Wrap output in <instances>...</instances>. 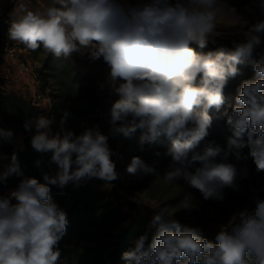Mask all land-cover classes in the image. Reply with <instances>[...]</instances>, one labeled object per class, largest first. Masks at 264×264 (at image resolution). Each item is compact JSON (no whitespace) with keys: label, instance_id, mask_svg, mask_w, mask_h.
<instances>
[{"label":"clouds","instance_id":"clouds-1","mask_svg":"<svg viewBox=\"0 0 264 264\" xmlns=\"http://www.w3.org/2000/svg\"><path fill=\"white\" fill-rule=\"evenodd\" d=\"M259 7L264 13V0ZM218 15L236 25V9L223 0H51L49 6L33 10L19 3L8 37L33 52L42 46L56 56L102 58L110 67V86L120 97L110 109L112 134L131 138L139 129L141 144L161 136L171 142L165 153L171 163L163 176L139 157L132 158L127 172L143 171L167 183L183 179L205 200H223L224 188L238 191V177L248 176L247 166L239 168L238 162L250 157L256 171H264V49L257 51L264 44V20L244 32L243 42L232 41L231 49L220 46L204 52L221 35ZM245 62L256 78L241 83L235 106L223 113L234 138L226 148L214 141L200 147L212 125L210 109L219 111L226 103L228 79ZM118 80L123 82L117 86ZM52 123L44 116L35 119L31 146L39 153L51 152L58 173L45 174L44 184L24 178L9 197L0 198V264H58L57 245L68 220L48 185L63 188L92 178L118 179L106 135L93 129L76 135L61 127V138L50 135ZM64 123L62 118L61 126ZM24 127L29 130L30 124ZM12 136L0 129V138ZM244 136L250 145L247 155L239 142ZM6 158L0 153V160ZM3 167L0 182L23 176L15 153ZM142 203L156 210L149 225L156 232L149 244L146 232L122 254L126 264H264V198L257 197L254 208L239 212L230 227L221 226L217 243L202 238L199 227L182 225L169 206ZM181 203L184 210L192 206L187 197Z\"/></svg>","mask_w":264,"mask_h":264},{"label":"trees","instance_id":"trees-1","mask_svg":"<svg viewBox=\"0 0 264 264\" xmlns=\"http://www.w3.org/2000/svg\"><path fill=\"white\" fill-rule=\"evenodd\" d=\"M5 1L6 4L0 16V54L2 53L0 61L2 58H6L5 52L2 50L3 41L10 40L8 37L9 28L6 27L9 9L19 3L25 4L24 0ZM29 10L33 9L29 8ZM232 41L242 42L238 39L216 41L215 44L209 43L203 51H215L220 46L231 49ZM21 47L27 50L38 63L33 68L40 80L39 87L43 91L48 89L53 99L54 119L50 125V135L60 134L62 138L61 127L73 131L76 135L82 134L87 129L99 130L101 134L108 137V145L113 152L111 159L115 162L116 146L120 136L112 134L110 109L120 97L117 93L110 91L111 86L108 79L110 67L102 58L92 61L87 55L82 57L78 53L65 57L45 53L42 46L35 52L19 44L18 48L21 49ZM192 47L198 52L201 51L196 45H192ZM257 51L260 50L257 49ZM2 66L0 62V68ZM238 69L239 73L228 79L223 90L226 103L219 111L214 108L209 111L212 125L208 130V136L201 142L200 147L209 141H214L222 148H226L229 138H234L223 113L232 111L241 83L256 78L250 63L240 64ZM40 112V107L32 105L26 96L14 88L0 90V129L10 130L13 133L9 140L0 138V153L7 157L0 160V173L4 171L3 166L10 162L13 153L17 155L23 172V176L13 175L0 182V198H7L8 190L14 186L18 187L24 178H35L44 184L46 183L45 174L55 177L58 173V166L51 162L52 153H39L31 146V138L36 131L34 121L39 117ZM65 113H68L66 118L64 117ZM62 118L65 119L63 126H61ZM26 123L30 124L29 130L24 127ZM117 124L119 125V122ZM17 133L21 134V147L15 146L13 143ZM141 135L142 131L138 129L131 138L123 139L122 156L130 160L133 157H139L147 166L153 167L160 173L168 166L171 159L170 156L165 155L171 142L165 136H161L155 142L145 141L141 144ZM239 142L244 145L241 149L242 153L247 155L250 150L247 136H244ZM73 170H75V165H73ZM135 174L140 183H145L150 177L155 176L145 174L143 171H137ZM105 184V181L92 178L81 181L79 185L69 182L63 188L58 185H48L53 202L67 213L68 220L66 233L57 245L61 252L58 264H126L122 259V254L134 247V242L141 235L147 232L146 245L151 242V238L156 232V228L149 230L151 216L147 213L140 214L125 210L119 203L111 199V192L119 185L111 186L110 191ZM169 186L170 184H165L163 181L151 186V190L163 204H174L179 198V193H176L179 191L167 194ZM165 193L169 197H164ZM250 195V192H246L240 196V205L227 227L238 221L240 209L249 206ZM195 212L194 210L193 213ZM177 220L182 225L199 227L202 238L217 243L215 237L218 230L203 228L200 220L191 221L183 218Z\"/></svg>","mask_w":264,"mask_h":264},{"label":"rangeland","instance_id":"rangeland-1","mask_svg":"<svg viewBox=\"0 0 264 264\" xmlns=\"http://www.w3.org/2000/svg\"><path fill=\"white\" fill-rule=\"evenodd\" d=\"M24 1L26 7H29L30 9H35L37 7H46L51 4V0ZM32 1L34 2L32 3ZM128 2L134 4L137 2V0H128ZM223 2L226 3L229 7H234L236 9V15L238 19L236 21V25H234L230 18L223 15H218L217 31L220 32L221 35L216 37V41L238 39L243 42L245 40L244 32H247L255 23L264 20V13L261 12V9L259 7V0H223ZM5 4L6 1L4 0L0 5L1 13ZM15 8L16 6H13L9 9L8 21L6 23L7 29L10 27L13 18L12 14ZM262 39H264V37H262ZM258 49H264V44H262ZM0 55H2V53ZM5 57L6 58H2V60L0 61L1 65H3L0 68L1 72L5 69L6 66H10L12 69H14L19 60L28 61L29 63L33 64V66L38 65V63L29 54V52L22 47L17 51L14 59H9L6 54ZM25 78L28 79L27 82L24 81ZM18 82L22 84H18ZM121 82L123 81L118 80L117 86ZM18 85L23 86L24 92L21 94L26 97H28L35 88L30 77L27 75H25L24 77H13L11 80H4L0 78V90H10L13 87L18 89ZM110 91L112 93L114 92L112 88L110 89ZM118 135L120 136V138L118 140L115 153V170L118 173V179L112 182H106L105 185H107L110 191L111 186L119 185L118 188H113L114 191L111 192V199L114 202L119 203V205H121L127 211L140 214L147 213L151 216V218H153L156 210L146 204H143L142 202L156 201L161 205L169 206L171 210L175 212V219L183 218L189 219L191 221L200 220L203 228H212L220 231L221 226L227 227V224H229L234 218L235 211L240 205V196L242 194L250 192V204L248 203L249 206L247 205L246 208L240 209L239 212L245 209L250 210L254 208L255 199L257 197L264 198V171L258 173L250 157L247 161L238 162L239 168H243L245 165L247 166L248 176L246 178L242 176L238 177V191L227 187L224 188L223 200H216L214 198L205 200L197 189L189 187L183 179L174 181L173 183H167L162 179V177L157 178L156 176H152L145 183H140L136 174H129L127 172V166L131 163V160L127 157L122 156L121 147L123 139L125 137L122 134ZM13 143L15 146H22L20 133H17L15 139L13 140ZM230 162H235L233 157H230ZM170 163L171 159L169 160L168 166L160 172L161 176H163L165 171L169 170ZM162 181L165 184H170V186L168 187L170 189L167 191L168 195L179 191L176 192L179 193V198L174 204H163L161 200L157 198L155 192L151 190V186L160 184ZM17 188L18 187L16 186L11 187L7 192L8 197L10 196V193ZM167 194L165 193L164 197H167ZM185 197H187L188 200L192 203V206L187 210L181 209V202ZM10 202L13 205L17 203L14 198H12ZM194 210L196 211L195 213H193Z\"/></svg>","mask_w":264,"mask_h":264},{"label":"built area","instance_id":"built-area-1","mask_svg":"<svg viewBox=\"0 0 264 264\" xmlns=\"http://www.w3.org/2000/svg\"><path fill=\"white\" fill-rule=\"evenodd\" d=\"M4 1V0H0ZM0 2V5L2 4ZM1 16V12H0ZM19 43L11 41V40H5L2 44V50L5 52L6 56L9 59H14L16 56ZM33 64L29 63L28 61H18L16 64V67L12 69L10 66H6L5 69L1 72L0 71V78L4 80H11L13 77L18 76H29L32 84H34V90L30 95L27 97L29 102L32 105L38 106L41 108V112L39 113L40 116H44L48 119L53 120L54 114L52 112V106H53V99L52 96L49 94V90L45 89L44 91L40 89L39 84L40 80L37 77L36 73L34 72Z\"/></svg>","mask_w":264,"mask_h":264},{"label":"crops","instance_id":"crops-1","mask_svg":"<svg viewBox=\"0 0 264 264\" xmlns=\"http://www.w3.org/2000/svg\"><path fill=\"white\" fill-rule=\"evenodd\" d=\"M23 77H24V76H23ZM27 80H28V79H26V78L24 79L25 82H27ZM18 84H22V83L18 82ZM13 88H14V87H13ZM14 89H17V88H14ZM17 90H19L20 93H23V92H24V91H23V86H21V85H18V89H17Z\"/></svg>","mask_w":264,"mask_h":264}]
</instances>
